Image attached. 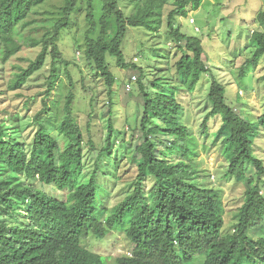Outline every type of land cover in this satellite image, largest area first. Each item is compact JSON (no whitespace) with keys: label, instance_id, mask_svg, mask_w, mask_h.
Masks as SVG:
<instances>
[{"label":"trees","instance_id":"trees-1","mask_svg":"<svg viewBox=\"0 0 264 264\" xmlns=\"http://www.w3.org/2000/svg\"><path fill=\"white\" fill-rule=\"evenodd\" d=\"M42 1L0 0L1 61L6 62L21 50L18 26L29 10ZM100 1L101 14L96 20L93 0H86L85 20L89 29L83 54L87 65L103 79L110 97L115 77L107 57L114 58L118 67L127 68L122 44L128 29L158 30L160 11L167 0H130L135 9L133 14H125L118 0ZM77 2L65 0L52 33L40 42L41 50L35 59L14 75L11 90L20 89L49 56L46 95L52 92L60 75L59 65L66 68L69 65L58 41ZM202 2L172 0L173 8L167 15L169 33L180 43L177 47L182 52L175 65L176 72L187 91H192L200 75L210 69L203 59L201 41L180 33L174 28V21L185 17L188 8L197 10ZM257 21L262 30L252 32L254 50L243 67H256L264 56V11L257 15ZM66 73L73 86L70 72ZM152 85L156 88L159 82L153 81ZM143 96V135L136 146L139 157L133 187L104 220L98 213V167L87 183L76 181L84 139L73 116L71 92L66 97L64 118L56 128L66 140L63 150L43 124L38 125L30 144L11 135L4 138L0 127V216L12 215L17 219L13 224L0 222V264H105L101 255L83 247L81 241L89 235L105 238L111 231L124 232L133 245L130 255L116 258L115 264H264V236L257 234L264 229V196L260 190L264 160L255 154L253 147L255 138L264 129V110L254 128L252 121L227 104L224 85L211 77L207 94L211 109L202 120V132L209 131V120H219L213 142L220 147L227 163L224 177L246 180L243 202L236 209L232 227L227 228L221 196L196 180L197 169L191 165L194 146L178 119L180 104L164 93L145 92ZM112 130L109 121L105 145L100 150L102 155L111 154ZM160 131V136L169 138L168 154L164 156ZM247 166L252 167L255 178L246 176ZM36 178L59 190H68L65 199L54 198L25 183ZM146 182L151 184L147 191ZM16 200L23 210L15 209Z\"/></svg>","mask_w":264,"mask_h":264},{"label":"rangeland","instance_id":"rangeland-1","mask_svg":"<svg viewBox=\"0 0 264 264\" xmlns=\"http://www.w3.org/2000/svg\"><path fill=\"white\" fill-rule=\"evenodd\" d=\"M125 14H133L135 9L130 0H118ZM65 0H44L33 6L18 26L21 50L6 62L0 58V127L4 138L14 136L20 142L30 144L39 124L58 139L60 149L66 140L56 130L64 118L67 95L73 94L72 112L84 139L83 159L77 174V183H87L98 167L99 217L104 220L113 206L132 190L136 175V146L142 141L141 118L143 115L144 93L155 95L164 93L175 98L180 104L179 121L191 136L194 146L191 165L196 167V180L203 186L214 189L221 196L225 209V225L231 228L236 209L243 202L245 179L225 178L227 163L213 140L220 122L209 120V131L201 129L205 114L211 104L207 94L211 77H216L225 87L226 102L243 118L254 123L264 110V56L256 67L244 62L251 57L254 45L250 37L253 31H261L257 15L264 11V0H203L197 10L187 9L185 17H177L174 28L180 33L198 38L203 48V59L209 72L201 74L192 91H187L176 72V62L181 50L167 28V15L173 8L172 0H167L161 8V23L158 30L129 28L123 40L122 50L127 68H120L112 57H107L110 71L115 77L112 94L107 95V87L84 61L85 34L89 24L85 20L86 0H78L67 28L61 32L58 47L63 58L69 62L66 68L59 65V78L54 89L47 96V77L50 57L43 66L25 81L20 89L11 90L9 85L20 69L26 68L41 50V41L50 36L55 22L61 17V7ZM94 16L101 14L100 0H93ZM193 19V23L189 20ZM198 30H195V29ZM95 36V35H94ZM184 41H182L183 44ZM134 64L136 67H133ZM71 74V81L67 77ZM158 81V87L152 85ZM175 88H179L175 92ZM111 121L112 149L110 155L100 154L105 145L107 128ZM159 137L161 156L168 154L166 140ZM255 154L264 160V129L254 140ZM28 149V148H27ZM174 158V153L172 154ZM246 176L255 178L251 166H247ZM23 180V177H21ZM20 178V179H21ZM260 190L264 196V176ZM50 196L65 199L68 190H59L35 180H26ZM150 182L144 188L150 189ZM28 200L25 199L27 206ZM15 209H24L15 201ZM17 223L12 215L0 216V222ZM264 236V229L257 232ZM86 249L101 255L105 264H115L116 258L128 256L132 243L124 232H107L105 238L89 235L81 241Z\"/></svg>","mask_w":264,"mask_h":264},{"label":"built area","instance_id":"built-area-1","mask_svg":"<svg viewBox=\"0 0 264 264\" xmlns=\"http://www.w3.org/2000/svg\"><path fill=\"white\" fill-rule=\"evenodd\" d=\"M189 22L190 23H193L194 21H193V19H190ZM195 30H198V29L196 28Z\"/></svg>","mask_w":264,"mask_h":264}]
</instances>
